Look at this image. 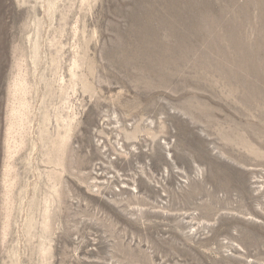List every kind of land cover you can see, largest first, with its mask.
<instances>
[{"label":"rangeland","instance_id":"1","mask_svg":"<svg viewBox=\"0 0 264 264\" xmlns=\"http://www.w3.org/2000/svg\"><path fill=\"white\" fill-rule=\"evenodd\" d=\"M41 2L0 4V264H264V0Z\"/></svg>","mask_w":264,"mask_h":264},{"label":"bare ground","instance_id":"2","mask_svg":"<svg viewBox=\"0 0 264 264\" xmlns=\"http://www.w3.org/2000/svg\"><path fill=\"white\" fill-rule=\"evenodd\" d=\"M61 0H42L41 2V7L46 9V11L51 15L54 16L57 12V5L60 3ZM2 3V0H0V4ZM181 3V2H180ZM4 4V3H3ZM183 8H187L188 5L185 3L182 5ZM208 7V6H207ZM168 12L170 13L172 10V7L168 6L167 7ZM194 9V8H193ZM197 9V7H196ZM2 10V7L0 6V12ZM187 11V10H186ZM197 12L199 15H202V10L197 9ZM204 13V12H203ZM181 16H179L180 18ZM204 21V20H203ZM203 21L201 20L199 23L201 25H203ZM182 23V22H181ZM208 24V23H207ZM210 29V28H209ZM143 34H145V32L143 31ZM207 34V33H206ZM147 40H143L142 42L145 43ZM158 44L160 45V41L158 39V37H154L152 38V40H148L147 43L143 44L141 47L142 49H140V53L138 55H142L147 61L152 62L155 64V66L159 69L166 67L167 63H169L170 61H165L159 58H152L149 54L148 51L150 52H154L158 46ZM163 46V45H161ZM165 47H163L164 49ZM130 50V49H129ZM148 50V51H147ZM171 51L174 50V48L170 49ZM134 55V54H133ZM132 59V64L134 63L135 60V56H131V55H127ZM224 56V55H223ZM156 57V56H155ZM122 60V59H121ZM165 62V63H164ZM129 63V62H128ZM171 63V62H170ZM222 64V63H221ZM204 65V64H203ZM139 67V66H138ZM250 73V72H249ZM235 75V77L233 76ZM204 77V76H203ZM220 77L224 78L225 80H227V82L231 83V84H236V82H241V79L238 77L237 74L235 73H229L227 71L224 70V72H221ZM176 79V78H175ZM174 79V80H175ZM205 79V78H204ZM190 81V80H189ZM158 83V82H157ZM242 83V82H241ZM246 85V84H245ZM256 87V86H255ZM250 90V89H249ZM249 92V91H248ZM251 94V93H249Z\"/></svg>","mask_w":264,"mask_h":264}]
</instances>
